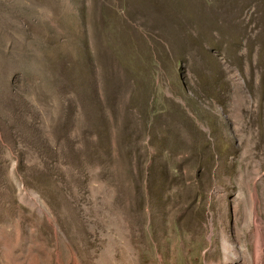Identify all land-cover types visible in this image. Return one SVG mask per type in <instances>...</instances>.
<instances>
[{"label":"rangeland","instance_id":"obj_1","mask_svg":"<svg viewBox=\"0 0 264 264\" xmlns=\"http://www.w3.org/2000/svg\"><path fill=\"white\" fill-rule=\"evenodd\" d=\"M136 1L0 0V264H208L263 196L264 0Z\"/></svg>","mask_w":264,"mask_h":264},{"label":"bare ground","instance_id":"obj_2","mask_svg":"<svg viewBox=\"0 0 264 264\" xmlns=\"http://www.w3.org/2000/svg\"><path fill=\"white\" fill-rule=\"evenodd\" d=\"M261 178L257 176L254 189L248 175L241 176L235 228L222 231L219 244L221 255L213 253L208 264H264V210L261 208L264 194L261 196L258 190Z\"/></svg>","mask_w":264,"mask_h":264},{"label":"crops","instance_id":"obj_3","mask_svg":"<svg viewBox=\"0 0 264 264\" xmlns=\"http://www.w3.org/2000/svg\"><path fill=\"white\" fill-rule=\"evenodd\" d=\"M128 4H129L128 7L130 8V11L134 12L138 10V4L136 0H128Z\"/></svg>","mask_w":264,"mask_h":264}]
</instances>
